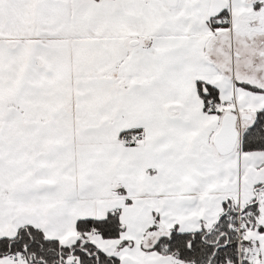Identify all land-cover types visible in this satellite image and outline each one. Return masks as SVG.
<instances>
[{
	"label": "snow or ice",
	"instance_id": "1",
	"mask_svg": "<svg viewBox=\"0 0 264 264\" xmlns=\"http://www.w3.org/2000/svg\"><path fill=\"white\" fill-rule=\"evenodd\" d=\"M0 264H264V0H0Z\"/></svg>",
	"mask_w": 264,
	"mask_h": 264
}]
</instances>
